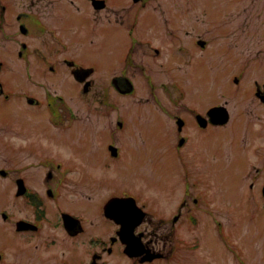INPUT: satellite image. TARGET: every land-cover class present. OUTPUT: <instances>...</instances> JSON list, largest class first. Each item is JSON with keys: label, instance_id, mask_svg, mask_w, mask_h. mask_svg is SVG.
Segmentation results:
<instances>
[{"label": "flooded vegetation", "instance_id": "af4514ba", "mask_svg": "<svg viewBox=\"0 0 264 264\" xmlns=\"http://www.w3.org/2000/svg\"><path fill=\"white\" fill-rule=\"evenodd\" d=\"M151 1L0 0V264H183L187 253L212 255L214 232L233 234L203 208L217 184L225 179L246 202L263 198L264 50L244 49L238 26L222 44L191 32L184 7ZM86 55L115 57L106 95L151 94L131 104L150 133H120L121 104L103 98L117 118L94 159L89 133H66L84 117L58 91L63 68L73 78L90 69L74 82L90 91L96 68L76 60ZM154 62L166 99L155 92ZM143 134L164 168V193L108 183L111 161Z\"/></svg>", "mask_w": 264, "mask_h": 264}, {"label": "rangeland", "instance_id": "374dc122", "mask_svg": "<svg viewBox=\"0 0 264 264\" xmlns=\"http://www.w3.org/2000/svg\"><path fill=\"white\" fill-rule=\"evenodd\" d=\"M127 1L132 3V0ZM151 2L150 7L155 6L161 9L170 3L172 8L184 7L183 17L190 20L187 22L191 25L189 27L191 32H200L204 35L214 34V38L218 39L232 36L238 26L239 31L246 36H242V40L246 43L244 49L264 50V0H152ZM199 18L201 21L196 25L194 20H199ZM150 33L158 34L155 31ZM218 42L222 44L223 40L218 39ZM86 56L76 58V60L85 65H94L96 68V72L92 75L94 84L90 91L84 93L83 87L74 84L76 80L64 68L59 75L58 91L61 95L64 94L63 96L73 105L77 116L84 117L77 119L66 133H89V144L94 159L103 150V144L108 140L104 138L105 133H108V129L115 125L117 118V111L113 106L102 105L103 98L107 96L111 100H118L121 104L126 125L120 133H150V126L145 121L147 117L136 116L131 104L133 99L151 97V94L150 89H138V96L128 95L120 98V95L109 89L106 95L107 89L103 83L104 80L110 82L113 76L116 66L115 57ZM154 63L153 72L159 76L156 78L155 92L159 97L166 99L167 96L161 88V82L166 80L164 69L159 66V62ZM195 96L197 97V94ZM106 108H108V113H106ZM161 117L165 121L167 133H170L173 121L165 114ZM59 133H63L61 129ZM3 139V133H0V143ZM106 151L103 150V153ZM157 158L158 155L151 150L147 135H138L136 145H125L121 148V157L111 161L113 164L107 170L108 183L134 189H138L139 186L156 190L160 188V193H164V168L157 165ZM2 165L5 166L3 144L0 146V166ZM222 174H224L223 171L220 172L219 177ZM4 182V179L0 177L1 189ZM217 185V198H211L212 200L210 199L203 208L214 209L211 215L220 216L219 226L225 225L227 232L232 231L233 241H230L225 233L214 232L213 241L207 247V251L212 255L202 256L198 251H194L192 254L187 253L186 257L181 259V263L184 264L186 259L191 258L192 262L189 264H264V199L262 194L258 193L255 201L251 198L246 202L243 197L236 195L234 186L226 185L225 179ZM160 199L162 200L160 205L166 209L169 206L168 200L162 194H160ZM0 200L4 203V196H1ZM228 225L231 226L230 230ZM196 232V230L190 232V236L194 237ZM188 251L193 250L188 249Z\"/></svg>", "mask_w": 264, "mask_h": 264}, {"label": "water", "instance_id": "95a60500", "mask_svg": "<svg viewBox=\"0 0 264 264\" xmlns=\"http://www.w3.org/2000/svg\"><path fill=\"white\" fill-rule=\"evenodd\" d=\"M79 71H80V74L81 75L85 74V76L84 77L83 76L81 77L78 72H75V76L78 78V80H83L90 73L88 70H79ZM111 150H112L113 154H116V149L115 148H111ZM263 193H264V189H263ZM119 201L120 200H118L117 198H115V200H113V201H110L109 204H107V206L105 207V210L108 213L109 212L112 213L113 212V208L115 207L114 206L115 203L116 202H119Z\"/></svg>", "mask_w": 264, "mask_h": 264}]
</instances>
